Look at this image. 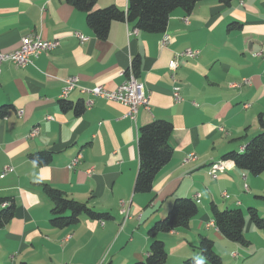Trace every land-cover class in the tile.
I'll return each mask as SVG.
<instances>
[{"label": "crops", "instance_id": "obj_1", "mask_svg": "<svg viewBox=\"0 0 264 264\" xmlns=\"http://www.w3.org/2000/svg\"><path fill=\"white\" fill-rule=\"evenodd\" d=\"M109 5L126 10L128 0H97L98 7ZM235 22L240 26L229 29ZM135 29L134 23L113 21L108 36L99 39L86 24L85 13L65 0H0L1 50L16 49L29 33L59 41L30 64L1 65L0 109L5 113L0 116V172L6 166L13 170L0 177V197L10 198L15 210L0 226V264L143 260L151 240L147 230L178 197L194 199L198 211L186 227L157 235L166 247L165 264H185L199 256L202 237L213 240L223 264H264V228L247 214L250 206L255 207L264 220V171L254 175L232 161L216 176L208 169L260 131L264 0H234L229 5L203 0L190 13L173 9L162 33ZM164 36L170 41L162 47ZM186 48L199 53L180 58L174 71L182 97L177 102L169 63L174 53ZM135 56L140 58L137 77L149 96L150 109L139 106L130 118L125 116L126 105L97 96L79 115L60 109L65 78L76 76L79 85L115 89ZM86 98L75 88L66 100L74 104ZM47 115L53 118L46 119ZM154 119L172 123V157L156 174L151 190L136 193L138 129ZM35 126L38 134L29 137ZM41 150L53 153L50 164L37 165L29 159L30 153ZM189 153L196 157L185 162ZM78 155L77 164L68 167ZM44 182L112 218L82 216L77 224L52 226V203L42 191ZM211 203L243 211L249 245L232 242L214 225H207L212 221Z\"/></svg>", "mask_w": 264, "mask_h": 264}, {"label": "trees", "instance_id": "obj_2", "mask_svg": "<svg viewBox=\"0 0 264 264\" xmlns=\"http://www.w3.org/2000/svg\"><path fill=\"white\" fill-rule=\"evenodd\" d=\"M68 4L85 13L86 24L99 39L108 36L113 21H126L134 23L135 27L143 32L162 33L170 12L175 8H182L187 13L203 0H128L126 10L115 5L98 7L97 0H65ZM224 5L231 4L234 0H218ZM235 22L229 29L239 27ZM132 68L136 76L140 70V58L135 56ZM67 99V98H66ZM60 99L62 111L72 109L76 115L85 109L84 101L72 103ZM5 110L0 109V116ZM260 131L253 135L239 150H230L221 156V160L234 163L237 168L247 170L257 175L264 171V115H257ZM172 123L164 119H154L138 129L137 147L139 166L134 179L133 190L136 193L149 192L153 180L160 170L172 157V146L169 138L172 132ZM53 153L50 150H41L29 154V159L37 165H48L52 162ZM42 191L50 199L49 222L56 228H64L77 224L82 216L90 219L104 220L112 218L107 212H100L90 207L86 202H81L68 197L62 190L49 183H42ZM0 226L14 216L15 206L8 197H0ZM197 202L189 197H178L167 214L155 221L147 230L150 244L147 256L131 264H165L167 251L164 242L157 237L159 233L169 232L179 227H186L190 219L197 213ZM212 221L216 229L228 240L249 245L245 236V215L240 208L220 209L215 203L210 204ZM247 214L251 221L260 229L264 228V220L255 207L250 206ZM200 255L188 258L185 264H223L222 257L214 250L212 239L202 237L197 246ZM20 264H26L21 262Z\"/></svg>", "mask_w": 264, "mask_h": 264}, {"label": "built area", "instance_id": "obj_3", "mask_svg": "<svg viewBox=\"0 0 264 264\" xmlns=\"http://www.w3.org/2000/svg\"><path fill=\"white\" fill-rule=\"evenodd\" d=\"M137 31V28L135 29ZM74 35L80 40L86 39V37L79 32H74ZM170 39L168 36H164L160 40V45L164 47L169 43ZM59 44L58 39H44L37 33H29L20 38V44L16 49L4 51L0 49V74H1V65L4 61H9L15 66H24L33 62V59L42 53H46L48 50L55 48ZM199 51L197 49L186 48L184 50L174 53V58L169 63V69L172 71V95L175 101H180L182 99L180 95L181 87L177 83L176 78L174 77V71L179 65L180 58H192L197 56ZM262 57L264 58V50L261 52ZM78 88L79 91L83 94H87L88 98L84 100L85 108H89L93 104L92 97H102L107 100L118 101L126 105L128 110L125 116L134 118L135 113L139 106H144L147 109H150L149 96L145 93L144 85L135 75L132 65L126 70L123 81L115 89H108L103 85H96L92 87L82 86L78 83V78L76 76H69L64 80V86L61 89L59 95L69 94L73 89ZM23 112H19V116H22ZM51 115H47L46 119H52ZM223 131V127H219ZM39 127H32L28 133L29 137H34L38 134ZM194 153H189L184 161L193 160L195 158ZM80 155L76 158H71L68 167L73 168L79 161ZM227 161L228 160H218L210 164L209 172L216 176L220 172L227 170ZM11 166H6L0 172V177H3L7 172L12 171ZM90 171V170H89ZM121 205L124 206V202L121 201ZM122 212H126L125 209H122ZM207 225H214L213 221H210ZM70 264V263H66ZM103 264V261L98 263Z\"/></svg>", "mask_w": 264, "mask_h": 264}, {"label": "bare ground", "instance_id": "obj_4", "mask_svg": "<svg viewBox=\"0 0 264 264\" xmlns=\"http://www.w3.org/2000/svg\"><path fill=\"white\" fill-rule=\"evenodd\" d=\"M68 96V94H64V95H59L60 99H66ZM20 112V111H19ZM19 112H18V115H19ZM36 127V126H35ZM230 166V161H227V168H229Z\"/></svg>", "mask_w": 264, "mask_h": 264}]
</instances>
